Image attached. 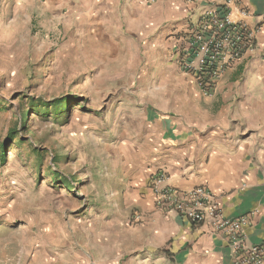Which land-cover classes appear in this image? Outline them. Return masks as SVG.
<instances>
[{"label":"rangeland","instance_id":"374dc122","mask_svg":"<svg viewBox=\"0 0 264 264\" xmlns=\"http://www.w3.org/2000/svg\"><path fill=\"white\" fill-rule=\"evenodd\" d=\"M100 21L91 0H0V264H119L127 249L154 68Z\"/></svg>","mask_w":264,"mask_h":264},{"label":"crops","instance_id":"0c3cea01","mask_svg":"<svg viewBox=\"0 0 264 264\" xmlns=\"http://www.w3.org/2000/svg\"><path fill=\"white\" fill-rule=\"evenodd\" d=\"M241 3L251 12L245 20L261 24L257 51L242 56L203 95L170 52L172 28L184 30V3L91 0L93 29L98 31L103 19L105 33L142 45L143 70L154 68L143 109L146 154L138 162L139 180L123 193L130 211L119 264H232L224 235L156 208L149 184L156 169H164L166 183L176 188L207 186L224 215L250 216L244 230L250 243L264 241V0Z\"/></svg>","mask_w":264,"mask_h":264},{"label":"built area","instance_id":"2783aa9c","mask_svg":"<svg viewBox=\"0 0 264 264\" xmlns=\"http://www.w3.org/2000/svg\"><path fill=\"white\" fill-rule=\"evenodd\" d=\"M147 5L159 0H141ZM188 9L183 19L184 30L173 27L171 49L178 67L203 95L212 92L217 79L242 56L257 51L261 24H249L245 18L250 9L241 0H180ZM164 169L154 170L149 177L154 205L164 212L175 213L191 223H205L214 233L224 235L232 264H264V241L250 243L245 227L248 214L237 218L224 215L217 197L205 185L179 189L166 183ZM134 222L140 215L133 213Z\"/></svg>","mask_w":264,"mask_h":264},{"label":"trees","instance_id":"16d2710c","mask_svg":"<svg viewBox=\"0 0 264 264\" xmlns=\"http://www.w3.org/2000/svg\"><path fill=\"white\" fill-rule=\"evenodd\" d=\"M64 104H65V103H62L60 98L54 99V100L52 101V106L55 107L57 110H61V109L64 107ZM57 107H58V108H57ZM23 113L26 114V113H27V110H26L25 112H23ZM22 121H23V120H22Z\"/></svg>","mask_w":264,"mask_h":264}]
</instances>
